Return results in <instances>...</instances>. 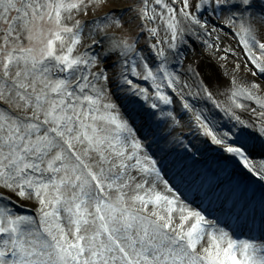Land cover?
I'll return each mask as SVG.
<instances>
[{
	"label": "snow or ice",
	"instance_id": "6c2138e0",
	"mask_svg": "<svg viewBox=\"0 0 264 264\" xmlns=\"http://www.w3.org/2000/svg\"><path fill=\"white\" fill-rule=\"evenodd\" d=\"M254 232L264 0H0V264H264Z\"/></svg>",
	"mask_w": 264,
	"mask_h": 264
},
{
	"label": "rangeland",
	"instance_id": "374dc122",
	"mask_svg": "<svg viewBox=\"0 0 264 264\" xmlns=\"http://www.w3.org/2000/svg\"><path fill=\"white\" fill-rule=\"evenodd\" d=\"M112 31L115 32V34L120 37V36H124V37H129L131 35V33H127V32H120V31H116L115 29H113ZM237 48L239 47L235 42L233 43ZM83 49H81L82 51ZM179 131H187V129H179Z\"/></svg>",
	"mask_w": 264,
	"mask_h": 264
},
{
	"label": "bare ground",
	"instance_id": "6f19581e",
	"mask_svg": "<svg viewBox=\"0 0 264 264\" xmlns=\"http://www.w3.org/2000/svg\"><path fill=\"white\" fill-rule=\"evenodd\" d=\"M233 47H236V46L233 44Z\"/></svg>",
	"mask_w": 264,
	"mask_h": 264
}]
</instances>
